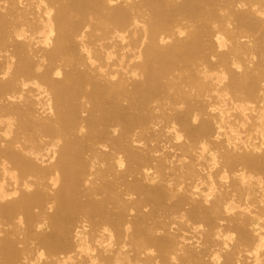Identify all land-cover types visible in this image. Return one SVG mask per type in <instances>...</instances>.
Listing matches in <instances>:
<instances>
[{
	"label": "bare ground",
	"instance_id": "obj_1",
	"mask_svg": "<svg viewBox=\"0 0 264 264\" xmlns=\"http://www.w3.org/2000/svg\"><path fill=\"white\" fill-rule=\"evenodd\" d=\"M178 1L0 0V264H264V0Z\"/></svg>",
	"mask_w": 264,
	"mask_h": 264
},
{
	"label": "rangeland",
	"instance_id": "obj_2",
	"mask_svg": "<svg viewBox=\"0 0 264 264\" xmlns=\"http://www.w3.org/2000/svg\"><path fill=\"white\" fill-rule=\"evenodd\" d=\"M179 2H180V0L178 1V3H179ZM223 2H224V0H218V1H217V4H218L217 6H221V5L223 4ZM92 23H93V24H97L96 21H92ZM184 23H185L186 25L190 26V23H186V22H184ZM199 25H200V23H193V26H194V27H198ZM97 26H98V24H97ZM254 37L257 38V37H258V34H255ZM204 53L207 54L208 51H205ZM167 96H169V95H167ZM120 104H121L122 107H127L128 102H127V100H121V101H120ZM155 105H156L155 103H152V104L149 105L148 108H151V107H153V106H155ZM86 108H89V106L86 105ZM181 109H182V108H180L179 110H181ZM127 113H128V114H136V112L131 111V110H128ZM140 114H142V113H140ZM82 116L85 118V117L87 116V114L84 113V114H82ZM116 137H117L116 135H112V136H111V138H116ZM103 139H104V137L101 138V140H103ZM107 143H109V141H107ZM164 153L167 154L168 152H167V151H164ZM99 199H101V197L98 198V200H99ZM140 199H143V197H140ZM81 200L84 201L85 199L82 198ZM163 204H164L165 207H168V206H170V205L172 204V202H164ZM186 210L189 211V210H190V207H187ZM148 211H151V212H154V213H158V214H160V215H161V214H164V211H163V210H161V209H157V208H155V207L152 206V205H149V207H148ZM107 213H109V214L111 215V214L116 213V210H113L112 207L109 206L108 209H107ZM132 219H133V218H132ZM47 231H48V230H47Z\"/></svg>",
	"mask_w": 264,
	"mask_h": 264
}]
</instances>
